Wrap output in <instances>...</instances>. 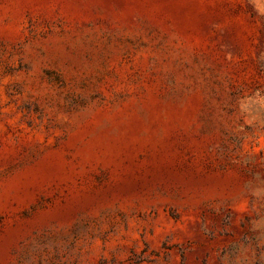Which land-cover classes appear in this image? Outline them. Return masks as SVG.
Listing matches in <instances>:
<instances>
[{
	"label": "rangeland",
	"instance_id": "374dc122",
	"mask_svg": "<svg viewBox=\"0 0 264 264\" xmlns=\"http://www.w3.org/2000/svg\"><path fill=\"white\" fill-rule=\"evenodd\" d=\"M0 264H264V0H0Z\"/></svg>",
	"mask_w": 264,
	"mask_h": 264
}]
</instances>
